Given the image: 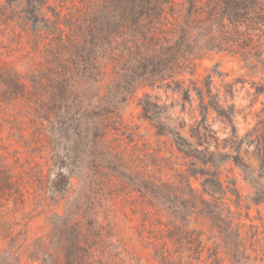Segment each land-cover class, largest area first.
Returning a JSON list of instances; mask_svg holds the SVG:
<instances>
[{
	"label": "trees",
	"instance_id": "trees-1",
	"mask_svg": "<svg viewBox=\"0 0 264 264\" xmlns=\"http://www.w3.org/2000/svg\"><path fill=\"white\" fill-rule=\"evenodd\" d=\"M0 26L26 49L20 60L0 50V88L42 125L43 189L66 200L40 264H59L61 228L65 264H119L98 224L117 186L143 201L158 264L263 263L264 214L260 226L249 210H264V0H5ZM214 56L247 72L246 105L235 100L247 80L218 64L199 74ZM140 90L153 141L122 115Z\"/></svg>",
	"mask_w": 264,
	"mask_h": 264
},
{
	"label": "rangeland",
	"instance_id": "rangeland-1",
	"mask_svg": "<svg viewBox=\"0 0 264 264\" xmlns=\"http://www.w3.org/2000/svg\"><path fill=\"white\" fill-rule=\"evenodd\" d=\"M5 0H0V3ZM0 26V50L12 54L20 60L26 49L10 36L3 37ZM11 57V58H12ZM215 64L219 71L232 81L236 78L247 80L243 88L238 84L235 103L244 106L246 90L250 78L242 69L241 64L226 56H214L201 63L199 74L204 75V68ZM258 81V78H255ZM148 90H140L122 110L123 118L132 127H138L145 138L153 141V130L140 117L138 99ZM259 104L256 105V108ZM214 116H212L213 118ZM251 122V117H248ZM211 121V119H210ZM240 134H244L248 126L243 117H238ZM213 129L218 131L222 126L215 123ZM219 136H224L219 132ZM46 140L44 129L38 120L34 119L25 101H12L9 92L0 88V264H40L44 254L51 253L50 234L52 228L49 217L57 213L63 215L66 210V200L51 203L46 197L43 186L48 175ZM239 189L243 196L249 193L248 188L239 180ZM78 181L74 180V190ZM110 192V191H109ZM110 194V193H109ZM104 195V194H103ZM70 197V196H69ZM98 221L102 236L110 237L116 261L119 264H158L152 257L151 249L142 240V224L146 208L138 194L128 187L117 186L114 192L107 196L102 205ZM234 208V207H232ZM264 214L263 207L251 206L250 220L260 225L259 214ZM246 210L242 209L243 216ZM250 223L249 220H244ZM147 228L149 223L145 222ZM261 226V225H260ZM87 227V224H85ZM203 231L209 235L206 225ZM263 229V227H260ZM64 228L58 234V263L65 264L64 248L66 243ZM145 235V231H144ZM101 251V250H100ZM264 264V260L263 263Z\"/></svg>",
	"mask_w": 264,
	"mask_h": 264
}]
</instances>
